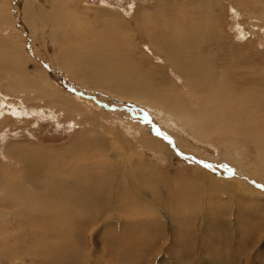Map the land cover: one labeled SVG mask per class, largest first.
<instances>
[{"label":"rangeland","instance_id":"rangeland-1","mask_svg":"<svg viewBox=\"0 0 264 264\" xmlns=\"http://www.w3.org/2000/svg\"><path fill=\"white\" fill-rule=\"evenodd\" d=\"M27 4L50 30L31 32ZM171 33L202 46L187 57L207 81L171 64L187 48ZM20 156L110 200L97 225L57 227L46 264H81L79 245L87 264H264V0H0V179L22 186ZM15 210L0 241L24 222Z\"/></svg>","mask_w":264,"mask_h":264},{"label":"bare ground","instance_id":"bare-ground-1","mask_svg":"<svg viewBox=\"0 0 264 264\" xmlns=\"http://www.w3.org/2000/svg\"><path fill=\"white\" fill-rule=\"evenodd\" d=\"M17 9H18L19 15L22 18V21L26 25H28V28L31 29L32 33L43 34L44 33L43 29L44 31L46 29L50 30L51 24L48 21L44 20L43 18H38L37 20H35V22L31 20L34 17H38V8L36 6L32 4H27L24 6L23 5L18 6ZM1 14L5 18V15L3 13ZM175 34L173 35L171 33V36H172L171 43H173L172 44L173 46L174 45L180 46L182 43H184L187 48L183 49L184 53H182L179 50H178V53L180 55H186V57H183L180 61L177 60L181 64V66L177 65L174 62V59H171V64L177 67V70L179 71V73L184 76L190 77L193 75H198L197 77L203 78V80L207 81V78L211 77L212 72L210 71L202 72L204 68L203 66H205V63L202 60H197L195 58L191 59L187 57L188 54L190 56V53L192 51L193 53L194 51H196V54H197L196 57L198 58L199 54L202 52V46L200 44H197L196 46L189 45L188 39L183 34H182L183 38L181 40L180 38L182 36L181 35L178 36L177 33ZM86 59L91 60L90 58L85 57L84 59H81L80 62H85ZM95 59H99L98 56H94L93 60ZM182 60H187V65H185V63H183ZM122 81L123 80L121 81L116 80V82L107 84L106 87L112 91H116V92L118 91L119 93L125 95ZM132 93L133 92L131 91L128 95H131ZM176 114L182 115V113L179 111H177ZM101 146H103V144H101ZM155 147L157 146L155 145ZM20 158L24 166L23 168L26 169L24 176L18 179L20 181V184H22V186H20L18 183H15L14 178L12 180L0 179V187L4 189L9 188L10 190L8 191L6 190V192H10V195L7 193L6 196H9V198H11V200L8 201L7 204L5 202L4 206L8 208L0 211V217L2 218L8 217L9 213L10 215H16L17 211H20V210L16 211L15 209L22 208L21 215L24 219V222L21 223L20 225H15L16 222L13 220L12 217H11L12 219L10 218L11 224L10 223L9 224L13 226L11 229V238L0 241L1 243L0 264H30L29 262L27 263V260H28L27 255H31L33 252H34V255L36 254L35 255L36 257H33V259L38 260L34 262L39 263L41 261L40 263L46 264V261L49 259L45 254L46 245L55 249L59 246V243H60V240L58 239L60 233L57 230V227L60 228V226H63V224H65V225H70L71 227H75L76 231H78L77 229L79 228L77 227H81V226L90 227V226L97 225L98 220H101L104 217L105 213L107 212V208L110 205V200L107 198V195L105 193L101 194L100 192L99 193L94 192L92 190L91 184L84 183V184L77 185V183L72 177H69L71 178V180L67 181V180H63L62 179L63 177L62 178L58 177V175H41L40 165L38 164H37L38 166L35 165V163H38L37 161L32 163V161H30L31 158H26L23 156H20ZM109 166H110L109 164L105 163L103 169L107 170L109 169L108 168ZM79 176L80 175H77V178H79ZM211 183L209 181V184L212 187ZM26 184L29 185V188L27 187L24 188ZM34 186L36 187V191L39 192V195H37L36 197L31 196V193H33L35 189ZM75 186L77 190L72 189L76 192L75 196L74 197L69 196L70 198L68 197V200L66 199L67 197L63 198L61 193H59V190L61 188L62 189L72 188ZM213 186L216 187V185H213ZM215 187H212L210 189H213ZM136 197L134 195V198ZM59 201L61 202L65 201V204L74 206L77 209V213L71 211L69 209V206L65 207L62 203L58 204ZM7 209L12 210V212L6 211ZM158 210L159 209H157V211ZM102 221L105 222L104 220ZM33 222H36L37 225H39V230L37 228L35 230H32L31 232V229H33V227H30L29 224H32ZM11 226H8V228L9 227L11 228ZM21 226H24V227H21ZM27 226H29L28 230L30 229V232H31V233L29 232L30 234H27V230H26ZM79 231L80 232L76 234V240L80 242L79 240L81 239V237H84L83 240L85 242L86 240V237L84 236L85 232L81 229ZM22 233L25 234L26 241L24 240L25 244L20 246L18 245L19 241L16 238L21 236ZM5 244L9 245V249L12 245H15L14 250H12V252H8V250H5L6 249L4 247ZM78 248H82V250H78L75 253L70 252V258H76V256L81 255V258L85 257L82 259L81 264L89 263L90 262L89 258L92 256L91 251L88 252L89 249L88 248L84 249V246L82 245L81 246L79 245ZM33 259L28 260V261L32 262ZM79 262L71 261L70 264H78ZM48 263L54 264L51 261H48L47 264Z\"/></svg>","mask_w":264,"mask_h":264}]
</instances>
